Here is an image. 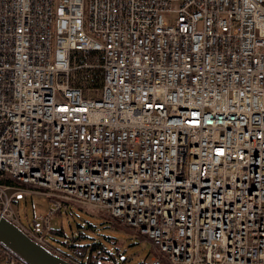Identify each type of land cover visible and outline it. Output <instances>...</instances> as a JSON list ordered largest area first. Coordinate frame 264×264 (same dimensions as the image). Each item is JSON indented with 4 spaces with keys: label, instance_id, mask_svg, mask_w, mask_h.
Instances as JSON below:
<instances>
[{
    "label": "built area",
    "instance_id": "2783aa9c",
    "mask_svg": "<svg viewBox=\"0 0 264 264\" xmlns=\"http://www.w3.org/2000/svg\"><path fill=\"white\" fill-rule=\"evenodd\" d=\"M0 177L138 232L144 264H264V0H0ZM14 189L0 216L31 240L106 260L21 226Z\"/></svg>",
    "mask_w": 264,
    "mask_h": 264
},
{
    "label": "rangeland",
    "instance_id": "374dc122",
    "mask_svg": "<svg viewBox=\"0 0 264 264\" xmlns=\"http://www.w3.org/2000/svg\"><path fill=\"white\" fill-rule=\"evenodd\" d=\"M174 18L173 15L164 17L168 23ZM25 186L14 187L17 194L12 210L21 226L38 234L45 232L46 222L42 219L50 216L46 240L54 249L70 255V247L77 246L88 255L96 246L107 256L100 264H143L158 253L150 240L109 215L74 204L58 212L53 201L37 192L40 189Z\"/></svg>",
    "mask_w": 264,
    "mask_h": 264
},
{
    "label": "water",
    "instance_id": "95a60500",
    "mask_svg": "<svg viewBox=\"0 0 264 264\" xmlns=\"http://www.w3.org/2000/svg\"><path fill=\"white\" fill-rule=\"evenodd\" d=\"M0 246L26 264H69L31 240L20 228L0 216Z\"/></svg>",
    "mask_w": 264,
    "mask_h": 264
},
{
    "label": "trees",
    "instance_id": "16d2710c",
    "mask_svg": "<svg viewBox=\"0 0 264 264\" xmlns=\"http://www.w3.org/2000/svg\"><path fill=\"white\" fill-rule=\"evenodd\" d=\"M76 56L77 62L79 64H82L85 62L83 58L81 57V54L74 53ZM88 64H90L91 67L88 68H82L80 70H77L73 76V85L76 87L81 88L83 91H89L91 94L94 92L97 93L100 91L102 84H103V73L101 69H99L97 65V59L96 56H91V59L86 61ZM0 185H4L7 187H26L25 185H22L21 183L9 179L7 177H0ZM60 212V210H58ZM149 240V239H147ZM96 246H93V250H96ZM0 249L2 251H7L2 246H0ZM86 253L84 251H81L80 258L83 259L85 257ZM144 264V263H143Z\"/></svg>",
    "mask_w": 264,
    "mask_h": 264
}]
</instances>
